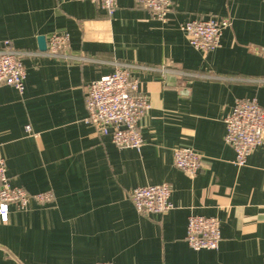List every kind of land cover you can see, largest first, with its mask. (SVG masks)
Instances as JSON below:
<instances>
[{"label": "crops", "instance_id": "1", "mask_svg": "<svg viewBox=\"0 0 264 264\" xmlns=\"http://www.w3.org/2000/svg\"><path fill=\"white\" fill-rule=\"evenodd\" d=\"M170 1L161 21L134 0H118L112 15L87 0H0V47L8 40L30 53L23 93L0 86L6 172L30 193H54L50 204L10 207L0 219V264H264V144L238 166L224 141L237 99L264 108V0ZM209 17L230 26L203 53L181 27ZM54 31L69 35L67 56L39 54ZM116 62L137 66L149 100L139 150L85 122L88 84ZM178 146L200 156L194 178L174 166ZM162 182L174 208L138 213L130 191ZM190 214L220 220L216 250L189 247Z\"/></svg>", "mask_w": 264, "mask_h": 264}, {"label": "built area", "instance_id": "2", "mask_svg": "<svg viewBox=\"0 0 264 264\" xmlns=\"http://www.w3.org/2000/svg\"><path fill=\"white\" fill-rule=\"evenodd\" d=\"M97 4L108 15L118 6V0H87ZM147 14L164 21L171 8L170 0H134ZM230 26L227 18H193L181 28L185 31L192 47L208 53L220 46L223 29ZM70 47L66 32L54 31L49 34L45 52L41 55L67 56ZM27 51L13 48L10 41L4 40L0 47V86H11L20 94L24 90L26 70L24 57ZM137 66L116 62L112 72L88 84L85 93L87 116L85 122L94 127L97 133L110 137L118 148L139 150L144 138L139 120L150 109L147 95L141 90L140 82L133 76ZM161 72L178 73L161 67ZM224 141L235 152L234 163L245 165L248 156L255 148L264 144V108L256 98L237 99L224 118ZM26 130L30 131L27 125ZM174 166L185 175L194 178L201 167L200 156L190 147L173 148ZM172 188L167 182L147 186H136L130 191V199L140 214H164L174 208L171 201ZM54 200L50 190L30 193L25 188L11 183L6 172L5 160L0 144V219L6 222L10 207L25 211L31 202L47 205ZM220 220L213 216L190 214L187 217L185 240L193 250H216L221 239ZM96 264H113L98 262Z\"/></svg>", "mask_w": 264, "mask_h": 264}]
</instances>
